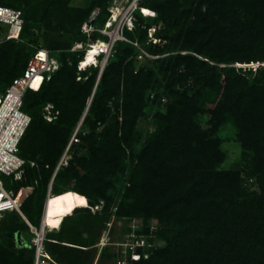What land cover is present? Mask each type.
I'll return each mask as SVG.
<instances>
[{
	"label": "trees",
	"instance_id": "trees-1",
	"mask_svg": "<svg viewBox=\"0 0 264 264\" xmlns=\"http://www.w3.org/2000/svg\"><path fill=\"white\" fill-rule=\"evenodd\" d=\"M70 1L0 0L1 5L23 13L20 40L0 45L14 42L28 47L23 58V49H19L13 61L6 57L0 63L6 80L2 93L22 74L35 46L51 51L59 62L49 81L24 95L22 109L31 121L19 144V155L25 161L23 174L20 180L3 178L22 215L35 227L40 225L48 190L52 198L67 195L69 212L46 222L57 228L45 232L43 260L48 264H93L106 224L111 218L127 217L141 219L144 232L158 219L160 236L166 241L147 260L131 264H264V188L253 195L241 177L250 169L248 176L258 174L264 179V82L256 85L233 67H220L264 60V0H143L140 5L155 16L142 17L137 12L135 29L125 34L157 56L142 61H157V72H135L134 46L118 41L114 61L107 62L99 77V69L91 68L89 75L87 70L80 72V80L76 66L82 51L70 49L85 41L80 27L90 11L99 8L95 24L100 20L97 26H101L113 0H92L83 9L70 6ZM152 26L161 40L158 44L147 43V30ZM69 56L73 60L70 67ZM186 78L193 79L192 93L183 85ZM158 87L163 92L147 94ZM119 95L121 99L109 106L108 101ZM149 95L152 103L163 106L165 114L158 115L160 128L135 152L136 123L144 115ZM161 98H165L164 104ZM46 104L59 111L54 123L46 122L41 114ZM81 119L80 142L73 147L68 166L52 179ZM228 122L237 129L244 165L249 157L247 168L240 163L220 169L225 154L218 132ZM102 124H106L105 130L96 132ZM83 143L91 155L86 174L81 173L85 159L76 156ZM127 159L135 163L128 167L127 188L117 202V194H107L113 184L105 177L122 174ZM71 180L84 188L90 185L98 199L93 200L86 189L71 188ZM96 205L101 208L93 211ZM30 239L24 219L15 212L4 213L0 218V264H33ZM101 258L115 256L101 252L95 264H104Z\"/></svg>",
	"mask_w": 264,
	"mask_h": 264
},
{
	"label": "built area",
	"instance_id": "built-area-1",
	"mask_svg": "<svg viewBox=\"0 0 264 264\" xmlns=\"http://www.w3.org/2000/svg\"><path fill=\"white\" fill-rule=\"evenodd\" d=\"M143 0H123L116 3V9L118 10V17L113 20L114 11H111V4L116 2L113 0L108 7V16L105 22L101 26L95 24V20L99 15V8H95L89 18L84 21L80 27L81 33L85 36V41L74 44L71 51H82V55L77 62L76 69L78 71L77 80H80V72H84L90 68H98L101 73L107 59L112 56L113 48L116 42H126L134 46L136 51V60L143 61L144 59H154L157 56H153L148 53L145 48L137 41L129 39L125 32H133L137 21L136 13L138 12L142 17H148L143 12V7L140 5ZM119 7V8H118ZM153 16L155 12L151 11ZM23 26V13L20 9L4 6L0 4V43L5 41L14 40L19 41V35ZM156 27L152 26L147 30V43L152 44L160 43V38L155 36ZM93 34H98L97 39L93 40ZM102 40V41H100ZM97 45L96 57L94 58L96 63L93 65L83 67V62L86 59L89 48ZM35 52L28 60L25 69L22 74L12 79L11 83L5 88L4 92L0 95V218L6 212H15L19 214L27 224L29 233L31 234L30 243L34 247L35 259L34 264H44L42 258L44 253V239L45 228L47 223L44 221V209L41 217L39 227L31 225L25 217L22 215L19 205L16 201L15 194L12 190L7 189L4 186L3 178L9 177L12 180H20L23 174V166L25 161L19 155V144L23 137L27 127L30 124L31 117L28 113L23 111V98L27 91H38L42 84L49 81L52 75L58 70L59 62L52 52L39 46H35ZM252 66L254 64H251ZM153 98V96H150ZM161 102H166L165 98H161ZM52 104H46L44 106L43 117L52 122L57 118L58 111L53 110ZM79 133H83L81 130V121L74 128L61 156L59 157L57 164L54 168L52 179L56 173L68 166L70 159L73 156V147L80 142ZM31 166L34 163H30ZM50 193V189L47 195ZM101 205L93 207V211L100 210ZM137 220H134L131 226L133 231L130 236L131 242L124 241L114 243L118 247V258L116 264H131L134 261H138L141 258L144 259L145 250L151 247L145 237L148 235L136 234ZM112 221L106 224L111 226ZM103 232H106L105 230ZM102 232V233H103ZM103 233L96 245L99 248H103L108 245L109 239ZM152 236V235H151ZM106 237V238H105ZM106 242H103V240ZM107 243V244H105ZM140 249L141 251H138ZM146 258V257H145Z\"/></svg>",
	"mask_w": 264,
	"mask_h": 264
},
{
	"label": "rangeland",
	"instance_id": "rangeland-1",
	"mask_svg": "<svg viewBox=\"0 0 264 264\" xmlns=\"http://www.w3.org/2000/svg\"><path fill=\"white\" fill-rule=\"evenodd\" d=\"M92 0H71L69 5L74 7V8H78V9H83V8H87L90 4ZM143 12L145 13V15L147 16H151L152 12L148 9L143 8ZM92 10V9H91ZM91 13V11H90ZM90 13L88 14L86 20L89 18ZM97 25H100V20L96 21ZM159 29H162L160 24H157ZM21 45V46H20ZM26 48L24 45L22 44H18V43H9L8 45H0V63L3 62V60L6 57H9V59L11 61H13L14 58L18 57V53H19V49H23V51L20 53L21 54V58H23L25 56V54H27ZM184 53V52H183ZM175 54V53H172ZM80 55V53H79ZM79 59L78 55L76 56V60ZM115 59V51L112 52V56H110L106 63L105 66L107 64V62L109 61V63L111 61H114ZM66 62H67V66H71L73 64V60L69 57L66 58ZM108 63V64H109ZM254 65L252 66L251 63H230V64H220V67H233L235 69L236 73L240 74L242 73L243 76L247 77L248 79H250L251 81H254L256 83V85H261L264 82V60L263 61H259V62H254ZM133 65H134V71H138L140 69H151L154 70L155 72H157L158 69V62L154 61V62H142V61H138L136 60L135 62L133 61ZM84 66V65H82ZM104 66V67H105ZM103 67V69H104ZM239 68H242L241 70ZM250 68V69H249ZM92 69H88L87 70V74L89 75L90 73H92ZM101 73L98 72V77ZM158 79L162 81V77L161 75L158 74ZM255 79H258V81H256ZM160 81V83H162ZM258 82V83H257ZM6 84V80L4 79V73L3 71H0V93H2L3 87ZM185 87H187L188 89H190V92H193V79L192 78H186L185 79V83L183 84ZM195 86V85H194ZM176 88L181 89L179 87V85L176 86ZM163 92L162 88L158 87L157 89H149L147 94H158ZM163 94V93H162ZM150 95L148 97L149 100H147V107L143 110V114L137 121L136 123V134H135V140L132 143V150L135 152L140 151L143 146L146 143V140L153 135L157 129L160 128V124H161V119L160 117H158V115L160 114H165V110L163 108V106H161L158 103H152L150 101ZM121 99V95H119V98H111L108 101V105L110 106L113 102H115L116 100ZM55 110V108L53 109ZM46 114V111H44V107L41 109V114ZM59 116V111L57 114V117ZM44 118V117H43ZM44 120L48 123H54L57 119L53 120L52 122L47 121L45 118ZM205 119L201 118L199 120L201 126L203 128H205V123H204ZM80 122V121H79ZM78 122V123H79ZM77 123V124H78ZM106 124H102V126L100 128L96 129V132H102L103 130H105L106 128ZM218 137L220 138L221 141V149L225 154V159L223 161V163L220 165V169L222 170H228V169H232L234 167L235 164H243L242 162V153H243V149L238 141L237 138V129L235 128V126L228 122L225 123L224 125L221 126L219 132H218ZM99 139V138H97ZM129 152V151H127ZM248 154H251L250 151H248ZM78 157L85 159L84 162V166H86V168L81 172L82 174H86L88 173V169H87V162L88 160L91 158V155L89 154V151L87 150L85 144L83 143L81 147L78 148L77 150V155ZM245 162V168L249 167V157L246 159ZM135 163V162H133ZM131 160L127 159V161L124 163L126 165L125 170L123 171L122 174H119L115 177L111 176H107L105 177V179L107 181H112L113 186H111L108 190H107V194H117V202H119L120 198H122L123 195V190L127 188V184H128V167H130V165L133 164ZM250 169H246V172H244L241 177L243 179V184L244 187L251 193H254L253 195H258L260 194V192L262 191V189L264 188V179H260V176L257 175H253V176H248L247 172ZM69 183V186L71 188H83V190L85 191V193H87L88 195H90V197L93 200H97V196L96 194H94L91 190L90 185L86 186L84 188L83 184H77V182H75L74 180H71ZM134 220H137L138 222H136V225H138L137 229H136V234H143V235H148L145 237V240L148 241L151 245L150 248H148L147 250H145V257L144 259H148L153 253L162 250L165 246H166V241L164 240L163 237L160 236V229L162 228V225L160 223V221L158 219H153L151 221V225L149 226V230L145 231L143 230L144 228V224L142 222L141 219L138 218H122V219H115L111 218L110 221H112L111 226H108L107 228H104V230L106 232L105 235H107L106 237H108V239L110 240L108 245L106 247L103 248H99L96 247V256L94 258V262L93 264L96 263L97 258L99 257V254L102 253H110L113 254L115 256V259H104L101 258L102 263L104 264H116V260L118 258V247H116V245L114 243H119V242H124V241H130L132 240V238L130 236L127 235H131L132 234V225L134 223ZM48 224H50L51 219L48 220ZM57 227H46L45 228V232H50L54 229H56ZM103 230V231H104ZM103 233H101L100 235H102ZM152 235V236H151ZM105 237V238H106ZM107 240V239H106ZM34 259H35V255H34ZM34 264V261H33ZM44 264H48L47 262H44Z\"/></svg>",
	"mask_w": 264,
	"mask_h": 264
},
{
	"label": "bare ground",
	"instance_id": "bare-ground-1",
	"mask_svg": "<svg viewBox=\"0 0 264 264\" xmlns=\"http://www.w3.org/2000/svg\"><path fill=\"white\" fill-rule=\"evenodd\" d=\"M122 1L123 0H116V2L111 4V7H110L111 11H114L113 20H115L118 17V10L116 9L117 8L116 3L122 2ZM96 49H97L96 44L93 47L89 48V52L87 53L86 59L83 62V65H84L83 67L88 66V64L93 65L94 63H96L94 59L97 55ZM70 208H71V204L69 203L67 199V195H59L56 198H52L51 192H50L47 195L46 200H45V209H44V215H43L44 221L47 222L48 218L55 217L58 215H64L69 212ZM103 242H106V240L104 239Z\"/></svg>",
	"mask_w": 264,
	"mask_h": 264
},
{
	"label": "water",
	"instance_id": "water-1",
	"mask_svg": "<svg viewBox=\"0 0 264 264\" xmlns=\"http://www.w3.org/2000/svg\"><path fill=\"white\" fill-rule=\"evenodd\" d=\"M83 119V118H82ZM82 119L80 120V121H82ZM16 241H17V244H18V246L20 245V238H19V234L17 235V237H16Z\"/></svg>",
	"mask_w": 264,
	"mask_h": 264
}]
</instances>
